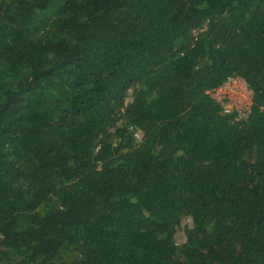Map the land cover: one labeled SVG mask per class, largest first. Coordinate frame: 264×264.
<instances>
[{
    "label": "trees",
    "instance_id": "obj_1",
    "mask_svg": "<svg viewBox=\"0 0 264 264\" xmlns=\"http://www.w3.org/2000/svg\"><path fill=\"white\" fill-rule=\"evenodd\" d=\"M0 264H264V0H0Z\"/></svg>",
    "mask_w": 264,
    "mask_h": 264
},
{
    "label": "built area",
    "instance_id": "obj_2",
    "mask_svg": "<svg viewBox=\"0 0 264 264\" xmlns=\"http://www.w3.org/2000/svg\"><path fill=\"white\" fill-rule=\"evenodd\" d=\"M243 79L239 76L230 77L223 85L210 91L212 97L220 103L224 113L236 114L240 119L248 116L251 106L248 108L247 103L252 105L253 101V96L244 95L243 87L237 86L235 83L243 81Z\"/></svg>",
    "mask_w": 264,
    "mask_h": 264
},
{
    "label": "rangeland",
    "instance_id": "obj_3",
    "mask_svg": "<svg viewBox=\"0 0 264 264\" xmlns=\"http://www.w3.org/2000/svg\"><path fill=\"white\" fill-rule=\"evenodd\" d=\"M207 29V24H204L202 27L198 28V29H195L193 32H192V36L195 37V38H198L201 34H203ZM236 85L240 86V87H243V93L244 95H249V97H252L253 96V91L252 89L250 88V86L248 85V83L246 82L245 79H243V81H238V82H235ZM243 83V84H241ZM132 96H133V90L129 91L128 93V97L126 98V101H125V105H127L131 100H132ZM252 100H253V97H252ZM252 104H253V101H252ZM250 106H252L249 102L247 103V107L250 108ZM123 114H124V108H122L119 113H118V116H116L118 118L117 122H116V126H111L109 129H108V132L113 134V136L115 135V128L118 126V125H121L123 123ZM102 138V137H101ZM136 138H137V141L138 140H141L142 139V136L140 134H136ZM115 142L118 141L117 137L115 136L114 139H113ZM193 227V220L190 216L188 215H183L182 218H181V221L180 223L177 225L176 227V231H175V236H174V239H175V242L179 245V246H182L186 241H187V234H186V231L188 228H191Z\"/></svg>",
    "mask_w": 264,
    "mask_h": 264
}]
</instances>
